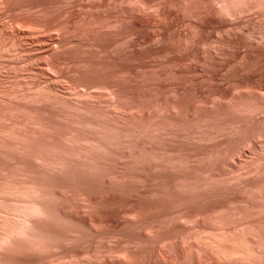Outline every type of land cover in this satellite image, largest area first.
<instances>
[{
  "label": "rangeland",
  "instance_id": "rangeland-1",
  "mask_svg": "<svg viewBox=\"0 0 264 264\" xmlns=\"http://www.w3.org/2000/svg\"><path fill=\"white\" fill-rule=\"evenodd\" d=\"M0 190V264H264V0H0Z\"/></svg>",
  "mask_w": 264,
  "mask_h": 264
},
{
  "label": "bare ground",
  "instance_id": "bare-ground-1",
  "mask_svg": "<svg viewBox=\"0 0 264 264\" xmlns=\"http://www.w3.org/2000/svg\"><path fill=\"white\" fill-rule=\"evenodd\" d=\"M228 7H229V6H228ZM244 58H245V57H244ZM242 59H243V58H242ZM251 59H252V58H250V60H251ZM248 60H249V59H245V63H242V64L247 65L248 62L250 61V60H249V61H248ZM246 63H247V64H246ZM243 66H244V65H243ZM248 66H249V65H248ZM245 68H246V67H245ZM242 71H243V70H242ZM234 74H235V73H234ZM79 106H80V105H79ZM25 188H26V187H25ZM25 188H23V190H24ZM29 188L31 189V187H29ZM2 190H3V189H2ZM2 190H0V191L3 192ZM6 190H7V189H6ZM9 190H10V189H9ZM13 190H14V189H13ZM15 190H16V189H15ZM20 190H21V189H20ZM34 190H35V189H34ZM4 191H5V190H4ZM24 191H25V190H24ZM31 191H32V190H31ZM20 192H21V191H20ZM17 194H19V193H17ZM21 194H22V193H21ZM22 195H24V193H23ZM25 195H26V194H25ZM28 195H29V194H28ZM32 195H33V193H32ZM26 196H27V195H26ZM36 196H37V195H36ZM24 197H25V196H24ZM15 202H16V201H15ZM20 202H21V201H20ZM26 202H28V201H26ZM29 202L32 204V202H31L30 200H29ZM16 203H17V202H16ZM24 203H25V202H24ZM24 203H23V201H22V204H21V203H19V204H21V205L24 206ZM30 203H29V207L32 206ZM11 204H12V203H10V205H11ZM5 205H6V204H5ZM13 205H15V203H14ZM21 205L18 206V204H17V206L20 208V210L25 209V208L22 207ZM26 205H27V203L25 204V207H27ZM3 206H4V205H3ZM6 206H7V205H6ZM15 206H16V205H15ZM17 206H16V207H17ZM20 206L22 207V209H21ZM4 207H5V206H4ZM4 207H3V208H4ZM8 207H10V206L8 205ZM11 207H12V206H11ZM14 208H15V207H14ZM32 208H33V207H32ZM6 209H7V208H6ZM10 209H11V208H9V210H10ZM0 210H1V208H0ZM11 210L14 211V213H18V215H17V214H16V215H17L19 218L14 219V220H11V219H10V221H11V222L14 221V223H10V222L8 221L9 224H12V225H11V228H10V225H9V226L7 225V226H8V232L10 231L11 233H12V232H13V233H14V232L19 233L18 231H22V230L24 229V227L27 226V225L24 226V224H28V226H31V225H32L30 222H29V223H30L31 225H29V223H27V222H24V219H25V220L27 219V218H24L25 216L23 217L24 219H22V217L20 218V216H19V215H20V214H19V211H17V210H13V208H12ZM18 210H19V209H18ZM30 210H31V209H30ZM12 211H11V212H12ZM15 211H17V212H15ZM27 211H28V210L26 209V211H22V212L24 213V212H27ZM38 211H39V210H38ZM0 212H1V211H0ZM2 212H4L3 209H2ZM6 212H8V211L6 210ZM6 212H5V214H6ZM22 212H20V213L22 214ZM30 212H33V211H30ZM8 213H9V212H8ZM14 213L12 212V214H14ZM27 213H28V212H27ZM1 214H2V213H1ZM24 214H25V213H24ZM24 214H22L21 216H23ZM33 214H34V213H33ZM2 215H3V214H2ZM7 215H9V214H7ZM26 215H27V214H26ZM1 217H3V216H1ZM4 217H5V216H4ZM7 217H8V216H7ZM10 217L12 218L13 216H10ZM10 217H9V218H10ZM14 217H15V216H14ZM7 219H8V218H7ZM12 219H13V218H12ZM4 220H6V219H4ZM15 220H16V221H15ZM2 221H3V220H2ZM6 221H7V220H6ZM26 221H29V219L26 220ZM30 221H31V218H30ZM0 223H1V221H0ZM4 224H5V223H4ZM5 225H6V224H5ZM0 226H1V225H0ZM1 228H2V227H1ZM1 228H0L1 231H2V230H4V231L6 230V229H4L5 226H4L3 229H1ZM6 228H7V227H6ZM29 230H30V229H29ZM1 231H0V233H1ZM24 231H25V230H24ZM24 231H22V232L25 234ZM26 231H28V230H26ZM10 232H9V233L6 232V236H10ZM13 233L11 234V237L14 235ZM17 233H15V235H17ZM26 233H27V232H26ZM8 234H9V235H8ZM21 234H22V233H21ZM24 234H23V235H24ZM1 235H2V234H1ZM1 235H0V236H1ZM15 235H14V236H15ZM23 235H22V236H23ZM27 235H28V234H27ZM6 236H5V237H6ZM5 237L3 236L2 239H4ZM16 237H20V235H19V236H16ZM16 237H15V238H16ZM0 238H1V237H0ZM15 238L12 237L11 239L13 240V239H15ZM0 240H1V239H0ZM8 240H9V239H8ZM6 241H7V239H6ZM1 242H3V240H2ZM8 242H11V241H8ZM4 243H5V242H4ZM8 244H9V243H8ZM1 245H5V244H2V243H1ZM0 247H2V246H0Z\"/></svg>",
  "mask_w": 264,
  "mask_h": 264
}]
</instances>
